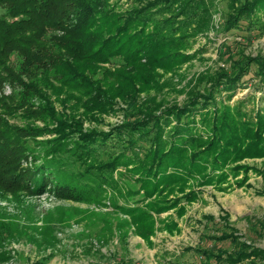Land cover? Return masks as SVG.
<instances>
[{"label":"rangeland","instance_id":"rangeland-1","mask_svg":"<svg viewBox=\"0 0 264 264\" xmlns=\"http://www.w3.org/2000/svg\"><path fill=\"white\" fill-rule=\"evenodd\" d=\"M201 1L195 33L166 8L139 22L136 29L151 32L153 55L129 65L113 55L87 67L89 84L99 82L98 90L75 75L63 82L52 67L28 69L12 53L13 68L26 83L36 80L41 96L5 83L2 94L11 105L5 118L32 128L23 146L36 153V164L63 148L66 171L82 174L100 162L76 154L77 142L102 134L110 143L95 155L116 164L104 179L78 185L77 200L58 197L52 187L0 191V224L17 221L27 233L2 235L0 264H41V257L43 264L264 263V0ZM107 4L126 18L134 0ZM6 12L0 5V17ZM243 15L249 22L235 23ZM63 35L49 30L46 39ZM116 72L121 77H113ZM18 92L25 96L20 104L11 99ZM196 96L187 127L167 137L178 123L167 113L183 107L187 113ZM147 114L161 119L160 150L173 159L157 172L156 184L139 174L146 149L116 136L120 125ZM181 133L186 140L177 146ZM32 159L27 153L21 167H32ZM133 218L142 228L153 223L147 238L136 234ZM31 235L51 237V244H35ZM242 250L248 255L240 256Z\"/></svg>","mask_w":264,"mask_h":264},{"label":"trees","instance_id":"trees-1","mask_svg":"<svg viewBox=\"0 0 264 264\" xmlns=\"http://www.w3.org/2000/svg\"><path fill=\"white\" fill-rule=\"evenodd\" d=\"M240 1L245 4V0ZM201 2L203 1L134 0V5L126 11V16H128L125 18L123 14L115 11L112 5L107 4V0H0V5L7 9L6 14L0 17V191L12 194L17 193L18 190L40 193L52 187L58 197L77 200L79 198L76 191L78 185L87 184L86 180L95 179V176L104 179L116 164L115 158L108 161L99 160L100 157L95 155V151L103 153V150L100 149L101 144L110 143L106 141L107 134H102L100 137L94 136L95 138L85 135L82 143L77 142L76 154L81 153L85 159L90 158L100 162L95 165V168L89 166L82 174L77 175L66 171L68 170L67 162L61 158L64 154L63 148L57 153H53V158L44 156V161L36 164L38 158L36 153L23 146L24 140L30 136L28 131L32 128L24 129L11 125L5 118L11 108L9 98L2 94L5 83L18 86L19 89L27 90L28 93L35 91L41 96V92H37L39 88L36 80L33 79L26 83L20 76L22 73L13 68L11 63L13 52L22 57L19 64L28 69H41L42 67V70H46L52 67L54 76L61 81L71 80L75 75L74 78L78 81L84 79L87 89L93 87L98 90L101 89L99 82H96L95 85L89 84L86 77L87 67L95 65L98 61H106L113 55L120 54L123 57V62L127 65L134 57L138 59L140 56H144L149 59L153 55L151 32L144 33L142 27L136 29L139 22L143 24L145 20L148 21L147 18L151 13H158L166 8L183 16L185 21L182 22H188L186 27L195 33L197 32V5ZM172 18H176V16ZM249 19L243 15L236 19L235 23L247 24ZM169 20L167 19V21ZM132 29L135 30L128 33ZM49 30H62L64 35L46 39ZM59 61L61 66L55 68L54 65H58ZM62 65L66 69L61 68ZM113 75V77H121L119 72L113 73ZM247 75V72L242 73L241 78ZM19 92L15 93L16 99L14 96L11 97L18 104L25 97ZM196 98L197 96L188 101L187 107H185L187 113L184 114L186 112L183 110L184 107L170 110L167 113L168 115L172 114L178 122L173 128L174 130L167 133V137H170L173 132H180L181 128L187 127L188 120H185V123L184 119H188L187 115L197 109ZM151 115L147 114L146 119L143 116V118L136 117L131 122H125L117 128L116 136L128 143L136 141V146L146 149L144 153L146 167L139 174L148 175L146 182L156 184L158 181L154 180L158 179L156 178L157 172L161 168H165L167 161L173 162V159L170 157L171 154L160 150L161 143H159L158 135L161 129V119L156 115ZM181 132H187V129H182ZM178 136H180V142L176 145L181 146L186 137L182 133ZM192 143L195 144V140ZM129 150L134 151L132 147ZM27 153L33 157L34 165L22 168L21 159ZM84 192L86 190L81 189L79 194L85 196ZM125 211L130 215L134 213L129 210ZM133 222L137 235L147 238L152 233V222L149 223V227L143 228L137 218H133ZM22 234H27L25 226L20 225L17 221L10 220L0 224V241L4 238L2 235H5L7 239H12ZM28 238L35 244L41 243V246L51 244V237H43L41 241H37L34 235ZM192 251L197 254V248H193ZM207 252L209 255L212 254V251ZM242 252L240 256L248 255L245 250ZM43 262L44 257H41V264ZM261 264H264L263 259Z\"/></svg>","mask_w":264,"mask_h":264}]
</instances>
